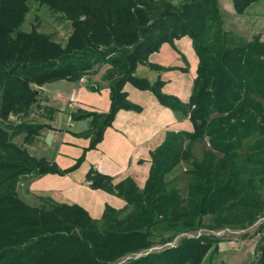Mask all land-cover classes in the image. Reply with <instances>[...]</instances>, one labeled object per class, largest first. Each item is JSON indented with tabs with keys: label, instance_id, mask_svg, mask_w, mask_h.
I'll use <instances>...</instances> for the list:
<instances>
[{
	"label": "trees",
	"instance_id": "1",
	"mask_svg": "<svg viewBox=\"0 0 264 264\" xmlns=\"http://www.w3.org/2000/svg\"><path fill=\"white\" fill-rule=\"evenodd\" d=\"M36 1L71 21L73 33L62 45L40 32V24L26 31L31 0H0V264H204L220 253L224 241L195 232L246 230L264 217V41L259 36L249 41L226 31L219 0ZM232 1L242 15L264 0ZM184 37L192 40L199 59L187 102L165 94L161 77L151 82L137 75L140 65L170 70L150 63V56ZM183 59L182 70L188 72ZM103 69L109 111L71 112L73 122L89 121L88 130L77 134L90 139L81 157L63 169L33 155L27 145L46 127L26 120L39 88L61 80L79 83ZM128 83L151 91L193 125V131L166 134L151 154L144 188L131 177L114 183L92 167L86 176L90 187L123 199V209L107 205L95 219L77 204L23 201L22 179L77 171L121 110L143 111L129 100ZM89 89L98 92L101 85ZM12 117L22 121L15 124ZM21 135L22 144L16 142ZM196 143L208 145L201 160L193 156ZM183 163L191 167L185 195L168 181ZM257 250L256 264H264V239Z\"/></svg>",
	"mask_w": 264,
	"mask_h": 264
},
{
	"label": "crops",
	"instance_id": "2",
	"mask_svg": "<svg viewBox=\"0 0 264 264\" xmlns=\"http://www.w3.org/2000/svg\"><path fill=\"white\" fill-rule=\"evenodd\" d=\"M262 14H256V10H249L245 18V25L252 33L240 36L251 41L259 36L264 41V9ZM183 53L189 63V71L182 72L186 68L183 58L178 53ZM150 63L171 68L158 72L148 66L140 65L137 75L156 82L159 77L165 82L163 92L176 96L187 102L192 93L194 80L197 76L199 59L189 37L175 41V46L164 44L161 50L150 56ZM105 72L90 76L87 82L74 83L66 80L49 83L39 88L40 98L32 108L26 120L33 124H42L46 127L40 131L34 142L27 145L29 151L38 157H46L49 161L57 163L61 168L67 169L76 163L84 149L90 144V139L82 137L84 132L81 122L71 120V112L78 109L91 112L106 113L111 106L110 89L108 84L102 81ZM101 85L98 92L91 91L89 87ZM129 100L142 107V112L121 110L113 125L104 135L103 141L96 149L87 152L82 166L75 172L65 176L48 174L41 178H24L19 183L20 188L38 181L41 189L33 193L38 197V205L42 204L41 198H50L58 203L77 204L85 208L95 219H100L107 205L118 210L126 206V202L106 191L93 190L86 180L87 173L93 167L97 171L114 178L118 183L128 177L135 180L139 188H144L151 168V154L165 140L170 131H193V125L188 119H181L179 113L164 107L159 103L151 91H142L128 83L125 86ZM75 102L71 104V97ZM88 128H89V121ZM88 130V129H87ZM86 131V130H85ZM49 135L52 139L48 141ZM16 142L24 143V136H18ZM36 150L42 151L38 155ZM55 148V153L46 149ZM38 186V187H39ZM37 187V188H38ZM28 194L32 191L26 190Z\"/></svg>",
	"mask_w": 264,
	"mask_h": 264
},
{
	"label": "rangeland",
	"instance_id": "3",
	"mask_svg": "<svg viewBox=\"0 0 264 264\" xmlns=\"http://www.w3.org/2000/svg\"><path fill=\"white\" fill-rule=\"evenodd\" d=\"M219 4L221 7L224 29L237 35H242L244 33L250 35L252 33L251 30L254 25L250 28V31L247 30L245 25V18L249 10H256V14H262L261 9H264V1H260L248 8L244 14L239 15L235 11L232 0H219ZM31 7V11L27 14V22L24 25V29L26 31H31L34 25L40 24V32L51 34L54 41L65 45L68 38L73 33L71 21L66 20L61 14L53 13L47 6H41L36 0H31ZM36 16L40 18L39 21L36 20ZM261 19L264 21L263 17H261ZM178 53L182 58L185 56L181 52ZM182 69L183 68H181V71L183 72ZM21 121L22 119L20 117H12V122H15V124H18V122ZM207 146V144L196 143L193 148L194 159L201 160L203 152ZM34 147L36 150L38 145L34 144ZM46 150L55 153V148ZM41 152L42 151H37L38 155L41 156ZM190 168L189 164H180V166H178L175 171L168 176V181L171 182L173 187L179 189L183 195L187 194L188 191V171ZM37 183L38 181H35L34 183L31 182L30 185L27 184L20 188L19 197L31 206L38 205V197L33 194L38 193L34 191L41 189ZM28 189L32 191L30 194L26 192ZM210 220V217L205 218L206 222H210ZM263 225L264 217L260 218L255 225L249 227L244 232L233 235L224 234L220 236L219 238L224 241L220 244V253L213 259H207L204 264H256V260L259 256L257 247L264 239V228L261 229ZM194 234H197V232ZM179 238H181V235L173 239L172 242L176 243Z\"/></svg>",
	"mask_w": 264,
	"mask_h": 264
},
{
	"label": "built area",
	"instance_id": "4",
	"mask_svg": "<svg viewBox=\"0 0 264 264\" xmlns=\"http://www.w3.org/2000/svg\"><path fill=\"white\" fill-rule=\"evenodd\" d=\"M171 1H176V0H171ZM86 82H87V77H83V78L81 79V81H80V83H82V84H84V83H86ZM74 102H75V98L72 96V97H71V104H73ZM244 231H245V230H232V229H229V228L224 229V230H220V231H206V230H200V231L196 234V236H200V235H202V234H214V235L220 237V236H222V235H224V234H231V235H233V234H238V233H241V232H244ZM187 235H188V236H191V237L194 236L193 234H192V235L187 234ZM169 245L173 246V245H175V242L170 243Z\"/></svg>",
	"mask_w": 264,
	"mask_h": 264
},
{
	"label": "water",
	"instance_id": "5",
	"mask_svg": "<svg viewBox=\"0 0 264 264\" xmlns=\"http://www.w3.org/2000/svg\"><path fill=\"white\" fill-rule=\"evenodd\" d=\"M81 127H82V129L85 131V130H87L88 129V122L87 121H82L81 122ZM52 139V135H49V137H48V141L49 140H51Z\"/></svg>",
	"mask_w": 264,
	"mask_h": 264
}]
</instances>
